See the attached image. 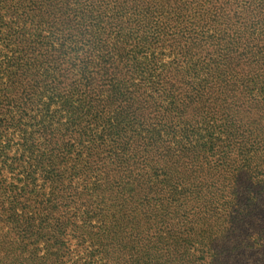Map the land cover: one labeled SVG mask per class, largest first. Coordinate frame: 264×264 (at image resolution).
Returning a JSON list of instances; mask_svg holds the SVG:
<instances>
[{"label":"trees","instance_id":"16d2710c","mask_svg":"<svg viewBox=\"0 0 264 264\" xmlns=\"http://www.w3.org/2000/svg\"><path fill=\"white\" fill-rule=\"evenodd\" d=\"M39 242L264 264V0H0V264Z\"/></svg>","mask_w":264,"mask_h":264},{"label":"rangeland","instance_id":"374dc122","mask_svg":"<svg viewBox=\"0 0 264 264\" xmlns=\"http://www.w3.org/2000/svg\"><path fill=\"white\" fill-rule=\"evenodd\" d=\"M17 136H18V133L17 132H13V131H9L6 133V137L7 138H14L13 141H16L17 139ZM4 143V140L1 142L2 146H4L5 144ZM9 157H12L13 154L12 152H10V154H7ZM26 155H28V152H26ZM20 162V161H18ZM37 162V159H35L33 161L34 164H36ZM21 163V162H20ZM20 163H17V166H20L21 164ZM16 165V164H15ZM38 165V163H37ZM16 166V167H17ZM21 170V168H17L14 170V173H19ZM47 171L48 169L46 167H40V168H36L35 170V173H36V177L40 179V181H42V178L43 179H46L48 178V174H47ZM2 174L5 175V177L7 178H12L14 175L13 174H10L9 173V170L7 167H4L2 168ZM20 189V188H19ZM30 188H28L29 190ZM96 223V222H94ZM2 232H6V229L5 227L2 229ZM69 232L65 233V242H66V246H67V253L69 254H65L64 253L62 254V258L66 261V260H69V261H75L77 258L79 257H83L85 254L88 253V251L90 250L89 249V246L88 244H84L82 245L81 247L78 245V243L76 242V240H74L73 237H71L70 234H68ZM38 245H34V244H30L29 248H32L33 250H30L31 251V255L28 257V259L26 260V262L24 264H46V259H44L45 257V250H44V243L43 242H39L37 243ZM36 246V248L34 247ZM7 249V247H6ZM34 251V252H33ZM5 253V257L6 255H9V251H6L4 252ZM15 253V256L18 255L17 251H14ZM60 253V252H59ZM43 259V261H42ZM2 263H5V264H18L17 261H15V257H11L10 259H6V258H3L2 259ZM68 264V263H66Z\"/></svg>","mask_w":264,"mask_h":264}]
</instances>
